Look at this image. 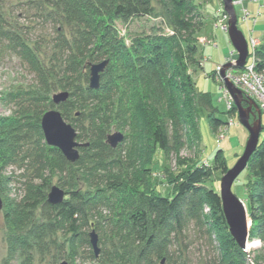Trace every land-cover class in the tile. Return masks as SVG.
<instances>
[{
	"label": "trees",
	"instance_id": "obj_1",
	"mask_svg": "<svg viewBox=\"0 0 264 264\" xmlns=\"http://www.w3.org/2000/svg\"><path fill=\"white\" fill-rule=\"evenodd\" d=\"M28 2L32 4L30 8L35 10L38 18L50 21L46 22L55 35L52 41L59 53L53 54L49 59L44 58L39 43H34L14 27H9V13L4 8L0 9V40L38 77L37 85L48 87L47 80H55L57 70L61 75L68 76L71 84L66 89L78 90L80 97L77 98L80 101L77 107L81 108L76 110L69 99V96L75 94L70 95L71 92L61 87V91H68L69 95L55 109H60L65 121L68 111L75 110L74 116H86L83 120H88V127L94 131L92 134H85L80 118L77 120L78 125L75 123L74 126L66 121L73 128L77 126L81 129L80 135L76 132V138L85 136V139L90 140L88 147L80 143L83 145L80 146L83 154L75 163H70L57 148L46 144L40 127V118L46 105L49 104L50 109L54 108L52 98L50 100L48 95L33 97L31 101L35 100L37 104L34 106L35 110L32 112L24 109L22 119L14 124V132L20 137L17 145L22 146L23 150L19 152L14 149L10 156H20L22 162L24 159L28 160V166L32 164L29 172L34 177L25 183V195L21 200L11 204L6 200L5 204L2 199L7 206L5 216L11 250H23L26 237L21 233L33 226L32 211L42 207L43 217L49 223L47 226L54 225L50 232H54L57 226L71 236L72 249L75 246L87 247L89 259L95 260L99 256H95L90 249L88 230H95L100 212L106 209L109 215L105 214L103 221L113 228L106 233L112 244L110 248L102 250L104 252L101 259L97 258L100 264H160L162 260L168 262L172 240L184 235L188 220L205 225L210 235H215L214 229L217 227L224 233L226 242L223 238L216 247L217 257L207 264L264 263L262 249L245 253L237 246L229 234L218 190L205 185L214 172L225 173L228 169L221 149L216 150L211 163L203 161L185 165L176 172L165 171L166 175L163 176L171 187L169 194L159 192L151 181L150 164L155 146L163 150L175 149L177 146L178 150V146L187 143L189 138L200 141L198 118L202 113L208 116L213 132L228 125V122L216 117L217 108L213 106L210 95L195 89V82L189 71L190 67L195 66L196 69V65L200 66L196 58L199 47L197 36L204 27V14L194 1ZM154 3L160 7L161 27H156L157 32L153 34L137 33L126 44L124 38L118 34L115 20L148 16L155 10ZM242 10L243 16L249 13L246 9ZM219 11L223 12L219 8L215 16ZM165 27L170 30L169 33L164 32ZM43 38L45 36H41L40 40ZM247 42L248 51L251 53L249 41ZM253 54L255 70L263 72L264 40L254 48ZM87 59L100 62L108 60L100 74L98 88L89 87V72L84 67ZM243 68L244 66L241 69H230L240 71ZM39 85L34 91L27 92L28 98L38 94ZM113 86L117 87V91H111ZM124 89L134 91L133 100L129 96L127 99ZM140 90L158 96L167 105L168 124L159 122L148 125L150 122L144 119L143 104L136 95ZM18 95L11 94L12 97ZM135 97L138 103L134 102ZM85 103H89L87 112L82 110ZM109 105L117 109H112ZM137 111L139 115L136 118ZM113 112L118 113L111 119L123 123L118 127L126 130V135H134L136 138V142L133 141L128 150L119 148L114 151L105 143L111 122L109 117ZM227 112L229 115H236L234 105ZM144 128L147 138L143 134ZM140 149L148 153L145 154ZM2 161L4 159L0 158V175L3 170ZM88 162L95 165L84 179L89 187L80 191L58 186L65 192L64 199L56 205L49 204L48 175L54 173L60 176L65 172L62 177H70L75 182L77 176L72 168L81 170ZM181 164L186 162L182 161ZM243 171L247 174L243 199L251 223L248 236L249 239L256 237L264 244V125L258 146ZM34 180H38V183H32ZM177 257L175 264H185L180 255Z\"/></svg>",
	"mask_w": 264,
	"mask_h": 264
},
{
	"label": "rangeland",
	"instance_id": "obj_2",
	"mask_svg": "<svg viewBox=\"0 0 264 264\" xmlns=\"http://www.w3.org/2000/svg\"><path fill=\"white\" fill-rule=\"evenodd\" d=\"M28 1L30 0H0V9L4 8L9 13L7 16L9 19L8 21L10 22L9 27L11 29L14 27L24 36L33 40L34 43H39V46L41 47L40 51L44 55V58L49 59V57L53 54L59 53V49L52 41L55 35H53L52 29H50L49 23H47L50 21L46 20V22L43 19L38 18V16L35 15V10L30 8L32 4ZM193 1L204 14V27L201 29L202 32L198 33L197 36V45L199 47L196 58L200 66L196 65V69L195 66L190 67L189 71L192 73V78L195 82V89L198 92H205L210 95L213 106L217 108L216 117L224 122H228V125L220 127L216 132H213L209 124L208 116L205 113H202L198 118L200 141L198 139H194L195 141H193L189 138L187 143L178 146V150L177 146L174 147L175 149L169 150H163L158 146H155L150 164L152 176L151 181L155 189H158V191L162 194H169L171 192V187L166 183V178L163 176L166 175V172H176L185 165L187 166L195 163L198 164L203 161L211 163L213 162L214 154L218 149L222 150L229 169L242 154L246 139L248 138L247 130L238 121L237 112L236 115L228 114L224 97V90L226 89L224 79H228L226 72L230 69H226L225 75L222 77V65L227 62L233 63L237 57V54L229 41L227 32L220 28L222 24L227 27L229 17L224 11H219L218 15L215 16V13H217L219 8L223 10L221 0ZM233 1L237 16L238 29L243 33L247 41H250L251 36L253 38H259L264 31V0H255L254 2H251L250 0ZM154 6V12L148 16L134 19L119 18L115 20V27L118 34L124 38L126 44H129L132 39L131 37L137 33L145 32L146 34H153L157 32L156 27H161V16L159 12L160 7L156 3H154ZM242 9H246L249 12L245 13V17L243 16ZM223 14L226 15L225 20L223 19ZM245 20H247L248 23L245 22ZM249 29L252 33H250ZM164 32L169 33L170 30L165 27ZM41 36H45V38L40 40ZM226 58L228 59L226 60ZM247 58V61L251 62L250 57ZM87 60L88 61L84 67L88 68V72L90 64L100 62L91 59ZM38 81V77H35L34 73L22 64L17 56L9 51L6 48V44L0 40V158L4 159V161H2L3 170L0 175V193L5 204H7V202L11 204L14 201L16 202L21 200L25 195V183L32 180L34 177L29 172L30 165L32 166V164L30 163L28 166V160L23 158L24 162H22V160H20V156H10V154L15 151L14 149L19 152L23 150L22 146L17 145L20 137L14 132L16 129V125L14 124L22 119L23 116L21 115L22 112H25L24 109H30L32 112L35 110L34 106L37 104L35 100L33 102L31 101L34 99L33 97H44L48 95L51 100L54 94L61 92V87L62 89H66L67 86H70L71 84V79L68 76L61 75V73L57 70L56 79L47 80L48 87L38 84V94L34 96L31 95V97L28 98L29 95L27 92L31 90L34 91L38 86ZM233 86L235 87V85ZM111 89L110 90L112 92L117 91V87ZM68 91L71 92L70 95L73 93L75 94L74 96H69V99L76 107V110H80L81 107H77V103L80 101L77 98V96L80 97L78 90H75L74 88ZM123 91L125 92L127 99L129 96V99L133 100L132 96L134 91L128 89H124ZM11 94L19 95L12 97ZM136 95L143 104L145 114V118L144 116L143 118L146 122H150L148 125H153L159 122L168 124L166 115L168 107L161 99H159L158 96H154L149 92L146 93L144 90H140L136 93ZM137 98L134 100L135 103H138ZM88 104L89 103H85L82 110L87 112L89 110ZM52 105L55 108L58 107L59 104L52 103ZM243 105L246 106V104ZM109 107L117 109L111 105H109ZM45 108L46 109L43 113L50 109L49 104H47ZM74 112L75 110L71 112L68 111L66 121L72 123L74 126L75 123L78 125L77 120L80 118L82 122L81 125L84 126V130L86 131L85 134H92L91 132L94 130H91L88 127V120H83L87 117H79L78 115L74 116ZM260 112L261 125H264V113L261 110ZM117 113L118 112L111 113L109 119H113V117L117 116ZM141 113H143V111H141ZM137 115H139V111L135 114L136 118ZM112 119L108 126L107 134L109 135L114 132H121L123 134V139L115 148H112L109 145L108 146L114 151L119 150V148L128 150V147L132 146V142H136L135 136H131L130 134L126 135V130L124 131L118 127V125L121 126L123 123L116 121V119ZM94 120L96 119L94 118ZM253 120L254 117L250 116V123ZM74 128L80 135L81 129L77 126ZM145 132L146 130L144 128L143 134L147 138L148 136ZM84 137L85 136L82 138H76L75 140L88 147L87 145L90 140L88 141V139H85ZM138 142L139 141H137V143ZM35 143L36 141H34L33 145H35ZM105 143L107 144L106 140ZM139 143H141V140ZM80 148L81 147H78L79 157L83 154V151H81ZM140 151H144L143 153L145 154L148 153H146L145 150L140 149ZM92 153L89 152V154ZM182 161H184V163L186 162V164H181ZM93 168H95V165L91 162H88L81 170H78L77 167L72 168L77 176L75 182H72V178L70 177H62L65 175V172H63L60 176L54 173L53 175H48L49 189L51 186L57 185L67 190H69V188L80 191L86 190L89 185L84 179L88 176L87 174H89V171L93 170ZM223 174L224 173L221 171L214 172L212 177L205 182V185L218 190L219 193V180ZM246 177V172L242 171L232 186L234 193L242 199L243 202V195L246 192ZM32 183H38V180H34ZM115 197L119 196L115 195ZM4 202L3 207L0 210V264H60L62 261H66L68 264H100V262L97 261V258L101 259L104 252H102V250L104 248L111 247L112 243H110L109 237L106 236V233H109L112 227L106 225L105 221H103V217L108 213L106 209H103L100 212L98 216L99 222H97L96 226H94L95 230L93 229L98 236L97 245L99 248V257L93 260L89 259V251L87 250V247L82 248L75 246L72 249L70 239L71 236L60 228H57V226L54 232H50V228L52 229L54 225L50 223L53 226H47L49 223L43 217L42 207H39L32 211L33 226L31 225V228L24 229L21 233L24 237H26L24 248H22L23 250L13 251L11 250V246L8 241L5 216L7 206L4 205ZM121 203L123 202L121 201ZM248 221L250 229L251 223L249 218ZM106 226L108 227L106 228ZM214 231L215 235H210L207 232L205 225H199L192 220H188L184 235L181 238L172 240L169 248L170 256L168 262H164L163 260L160 264H175L174 262L176 259L178 261L177 256L179 255L185 264H207L211 262L217 257V245L221 243L223 238H225L220 227L215 228ZM90 232L91 230L89 228L88 233ZM248 246L249 251L256 252V249H262V253L264 254V244L256 237L249 239L248 236ZM90 249L93 251L91 244ZM260 263L264 264L262 262Z\"/></svg>",
	"mask_w": 264,
	"mask_h": 264
},
{
	"label": "water",
	"instance_id": "obj_3",
	"mask_svg": "<svg viewBox=\"0 0 264 264\" xmlns=\"http://www.w3.org/2000/svg\"><path fill=\"white\" fill-rule=\"evenodd\" d=\"M233 3V0H222L223 11L229 17L226 32L237 57L233 63H225L222 65V77H224L226 69H241L245 65L249 54L248 42L243 33L237 27V16ZM107 64V59L98 63L90 64V88H98L100 74L104 71ZM224 84L233 99L238 121L248 132V138L246 139L240 157L231 168L227 169L219 180V198L221 201L223 216L231 238L242 251L248 253V214L243 200L234 193L232 186L242 171L245 170L250 156L258 146L260 134L262 132L261 112L256 102L252 99L244 100L241 91L234 87L228 79H224ZM68 95L67 91L58 92L52 96V101L54 104H59L66 101ZM243 103H245L246 106H244ZM250 116L254 117V120L251 123L249 121ZM40 127L47 145L57 148L70 163H74L78 160V147L82 144L75 140V129L71 126V124L67 123L63 119L61 112L58 109L52 108L44 112L40 118ZM122 139L123 134L121 132H114L107 136L106 141L110 147L115 148L118 143L122 141ZM64 196V190L57 185H53L47 194V202L49 204L56 205L63 201ZM2 207L3 201L0 196V210ZM89 242L94 255L97 256L99 253L97 245L98 236L94 230L89 233ZM161 262H163V260ZM60 264L68 263L66 261H62Z\"/></svg>",
	"mask_w": 264,
	"mask_h": 264
},
{
	"label": "built area",
	"instance_id": "obj_4",
	"mask_svg": "<svg viewBox=\"0 0 264 264\" xmlns=\"http://www.w3.org/2000/svg\"><path fill=\"white\" fill-rule=\"evenodd\" d=\"M246 11L244 10V13ZM222 18V17H221ZM226 15L223 14V19L225 20ZM221 29L226 31V25L223 24L220 26ZM264 40V31L259 38L251 37L249 41V47L251 48V53L248 54L251 62H245L244 68L240 71H235L230 69L226 72L228 80L235 85L242 93L244 100L252 99L254 100L259 109L264 113V71L259 72L255 70L254 67V48L258 46ZM220 68V66H219ZM219 70V69H218ZM224 97L227 105V110L232 108L234 105L231 95L228 93V90H224Z\"/></svg>",
	"mask_w": 264,
	"mask_h": 264
},
{
	"label": "bare ground",
	"instance_id": "obj_5",
	"mask_svg": "<svg viewBox=\"0 0 264 264\" xmlns=\"http://www.w3.org/2000/svg\"><path fill=\"white\" fill-rule=\"evenodd\" d=\"M249 247V246H248Z\"/></svg>",
	"mask_w": 264,
	"mask_h": 264
}]
</instances>
